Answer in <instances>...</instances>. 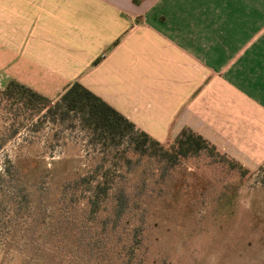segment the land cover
I'll list each match as a JSON object with an SVG mask.
<instances>
[{
  "label": "crops",
  "instance_id": "0c3cea01",
  "mask_svg": "<svg viewBox=\"0 0 264 264\" xmlns=\"http://www.w3.org/2000/svg\"><path fill=\"white\" fill-rule=\"evenodd\" d=\"M0 68L52 100L77 81L160 142L186 127L264 168V0H0Z\"/></svg>",
  "mask_w": 264,
  "mask_h": 264
},
{
  "label": "rangeland",
  "instance_id": "374dc122",
  "mask_svg": "<svg viewBox=\"0 0 264 264\" xmlns=\"http://www.w3.org/2000/svg\"><path fill=\"white\" fill-rule=\"evenodd\" d=\"M7 78L0 68V264H264V172L216 150L170 168L157 157L135 159L127 175L132 212L121 217L107 252L78 253L72 235L46 231L43 219L57 210L60 184L100 155L82 131L7 98Z\"/></svg>",
  "mask_w": 264,
  "mask_h": 264
},
{
  "label": "trees",
  "instance_id": "16d2710c",
  "mask_svg": "<svg viewBox=\"0 0 264 264\" xmlns=\"http://www.w3.org/2000/svg\"><path fill=\"white\" fill-rule=\"evenodd\" d=\"M3 92L42 120L82 131L86 143L100 155L91 168L60 184L56 192L57 210L43 219L46 231H58L61 237L72 235V245L78 253L105 252V245L118 236L113 231L123 223L121 217L132 212L127 175L135 159L157 157L170 168L202 150H215L208 140L186 127L164 146L77 81L67 85L54 100L14 79L6 82ZM260 169L264 172V168ZM3 173L8 175L11 171L7 168ZM260 182L264 186V174ZM53 216L61 220L56 227L48 223ZM134 243L129 244V251H124L132 254L139 242Z\"/></svg>",
  "mask_w": 264,
  "mask_h": 264
}]
</instances>
